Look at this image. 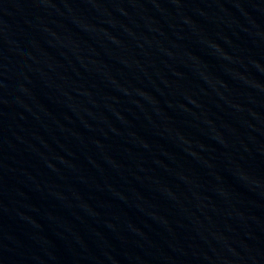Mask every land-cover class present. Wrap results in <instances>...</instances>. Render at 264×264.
<instances>
[{"label": "water", "instance_id": "obj_1", "mask_svg": "<svg viewBox=\"0 0 264 264\" xmlns=\"http://www.w3.org/2000/svg\"><path fill=\"white\" fill-rule=\"evenodd\" d=\"M264 106V0H194Z\"/></svg>", "mask_w": 264, "mask_h": 264}]
</instances>
